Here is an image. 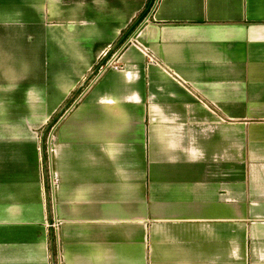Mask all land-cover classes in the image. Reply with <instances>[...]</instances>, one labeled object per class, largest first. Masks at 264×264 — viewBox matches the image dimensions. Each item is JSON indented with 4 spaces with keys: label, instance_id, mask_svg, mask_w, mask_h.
<instances>
[{
    "label": "crops",
    "instance_id": "obj_1",
    "mask_svg": "<svg viewBox=\"0 0 264 264\" xmlns=\"http://www.w3.org/2000/svg\"><path fill=\"white\" fill-rule=\"evenodd\" d=\"M147 4L0 0V264H264V0Z\"/></svg>",
    "mask_w": 264,
    "mask_h": 264
},
{
    "label": "built area",
    "instance_id": "obj_2",
    "mask_svg": "<svg viewBox=\"0 0 264 264\" xmlns=\"http://www.w3.org/2000/svg\"><path fill=\"white\" fill-rule=\"evenodd\" d=\"M121 68L119 62L117 61V51L113 52L112 54H108V52L104 53L102 56V59L100 60V63L98 65V68L96 70V75H100L102 72H104L107 69H119ZM50 130H53V126H51ZM52 183L55 181L53 177H51ZM57 223L55 222V226Z\"/></svg>",
    "mask_w": 264,
    "mask_h": 264
},
{
    "label": "trees",
    "instance_id": "obj_3",
    "mask_svg": "<svg viewBox=\"0 0 264 264\" xmlns=\"http://www.w3.org/2000/svg\"><path fill=\"white\" fill-rule=\"evenodd\" d=\"M152 1L153 0H148V4L146 6V8L144 9V11L138 16V18L136 19V21H134V23L128 28V30L126 31L125 35L131 34L136 28L137 26L140 24V22L144 19L145 15L149 12L151 6H152ZM44 147L42 146V156H43V161L44 163H46V151H44Z\"/></svg>",
    "mask_w": 264,
    "mask_h": 264
},
{
    "label": "rangeland",
    "instance_id": "obj_4",
    "mask_svg": "<svg viewBox=\"0 0 264 264\" xmlns=\"http://www.w3.org/2000/svg\"><path fill=\"white\" fill-rule=\"evenodd\" d=\"M46 137H47V135H43L42 137H41V139H42V142H41V145L44 147V151H46ZM41 148V151H42V147H40Z\"/></svg>",
    "mask_w": 264,
    "mask_h": 264
}]
</instances>
